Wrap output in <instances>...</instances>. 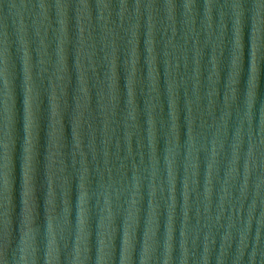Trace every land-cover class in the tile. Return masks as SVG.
<instances>
[{"label": "water", "instance_id": "water-1", "mask_svg": "<svg viewBox=\"0 0 264 264\" xmlns=\"http://www.w3.org/2000/svg\"><path fill=\"white\" fill-rule=\"evenodd\" d=\"M0 264H264V0H0Z\"/></svg>", "mask_w": 264, "mask_h": 264}]
</instances>
